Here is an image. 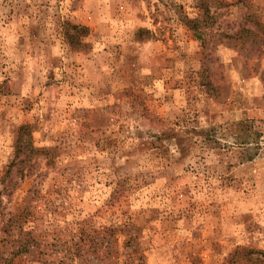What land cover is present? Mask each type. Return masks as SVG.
I'll list each match as a JSON object with an SVG mask.
<instances>
[{
	"label": "rangeland",
	"instance_id": "obj_1",
	"mask_svg": "<svg viewBox=\"0 0 264 264\" xmlns=\"http://www.w3.org/2000/svg\"><path fill=\"white\" fill-rule=\"evenodd\" d=\"M0 264H264V0H0Z\"/></svg>",
	"mask_w": 264,
	"mask_h": 264
},
{
	"label": "trees",
	"instance_id": "obj_2",
	"mask_svg": "<svg viewBox=\"0 0 264 264\" xmlns=\"http://www.w3.org/2000/svg\"><path fill=\"white\" fill-rule=\"evenodd\" d=\"M25 128H26V126H22V127H20V129H25ZM25 141H26V144H25V145H27V147L30 146L27 137L25 138ZM31 148H32V147H31ZM31 148H30V147L28 148V149H30L29 152H30V153H33V149H31Z\"/></svg>",
	"mask_w": 264,
	"mask_h": 264
}]
</instances>
